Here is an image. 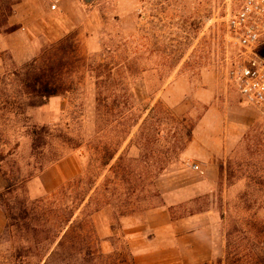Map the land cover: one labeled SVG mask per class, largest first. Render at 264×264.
Instances as JSON below:
<instances>
[{
    "label": "rangeland",
    "instance_id": "1",
    "mask_svg": "<svg viewBox=\"0 0 264 264\" xmlns=\"http://www.w3.org/2000/svg\"><path fill=\"white\" fill-rule=\"evenodd\" d=\"M12 1L0 0L1 25ZM240 1L75 0L59 22L37 5L28 29L10 42L15 48L0 50V193L15 186L6 202L15 217L22 199L57 216L46 222L47 235L5 225L0 264H134L129 239L156 235L146 221L152 209L172 219L202 214L198 225L207 224L212 236L209 264H219L221 250L255 264L264 244V109L246 103L228 81L250 55L226 26ZM255 53L264 59V43ZM40 55L55 60L69 94L32 107L21 79ZM104 92L105 119L96 111ZM141 111V119L157 117L168 131L151 143L146 162L133 124ZM188 124L191 141L154 185L142 184L136 174L154 170L157 149ZM41 126L49 135L43 153L34 154L30 131ZM108 150L115 156L103 165ZM127 169L135 175L131 185L121 176ZM68 208L74 215L61 225Z\"/></svg>",
    "mask_w": 264,
    "mask_h": 264
},
{
    "label": "trees",
    "instance_id": "2",
    "mask_svg": "<svg viewBox=\"0 0 264 264\" xmlns=\"http://www.w3.org/2000/svg\"><path fill=\"white\" fill-rule=\"evenodd\" d=\"M55 65H57L55 60H50L43 55L36 57L26 65L25 74L23 75L21 81L26 89L25 94L27 97L28 106H39L51 96L65 95L68 93V90L63 86V78L61 77L59 70L55 68ZM109 96L110 95L107 92L99 93L96 96V101L100 103H98V105L96 106V111L104 119L109 115V110L106 104L102 103H105L108 100ZM150 111L153 112V109ZM141 117L142 111L136 117L133 124L137 125L138 132L140 133V136L138 138H143V161L146 162L145 159L150 156L149 148L151 147V143L154 140L159 142V139L163 138L164 134H168V131L167 129H164L163 122L161 120H158L157 117H155V120L153 121L150 120L148 115L143 119H141ZM140 119L141 121L139 122ZM183 127V130H180L173 134V142L166 149L160 147L157 149L158 154L155 155L158 161L157 167L152 171L143 169V171L136 174L138 180L140 182H143L142 184L145 183L144 185H154V179L166 168V165L171 157L177 155L180 151L183 150L185 143L191 141L194 125L188 124ZM252 129L253 127H250L246 134H249ZM30 134L32 153H43L42 148L45 146L44 139L45 136L49 135L47 128L44 126L33 127L30 131ZM106 154L108 156L106 155L107 159L103 165L109 164V161H111L115 156L114 150H108ZM120 157L121 156L119 155L117 159H119ZM113 174L114 176L116 175L115 169L113 171ZM121 176L128 185H131V177L135 175L130 169H127ZM15 191L16 189L14 186L0 193V204L7 211L6 217L8 219V223L6 224V230L11 227H17L19 230H22L25 233L30 232L32 236H36L39 233L47 235L51 230L46 226V222L53 220V218L57 216L56 213H54L50 208L38 211L36 209L37 206L35 207L33 204H28L26 200L22 199L17 202L18 213L15 217L14 214L12 215L10 213L6 203L7 201H9V198ZM2 199H4V202ZM120 214L123 215L122 212ZM73 215L74 212H72V208H68L67 211H64V213L59 217V223L61 225H66L71 220ZM16 220L17 222H19V225H17ZM38 224H41L39 228L37 227ZM258 247L260 251L263 252H261V254H253L256 258L255 264H264V244L261 245L260 243ZM227 259L228 262L226 264H241L238 263V259L233 260L234 258H231L230 255L228 257V255H226V253L221 250L218 257V263H225ZM201 264H209V262Z\"/></svg>",
    "mask_w": 264,
    "mask_h": 264
},
{
    "label": "crops",
    "instance_id": "3",
    "mask_svg": "<svg viewBox=\"0 0 264 264\" xmlns=\"http://www.w3.org/2000/svg\"><path fill=\"white\" fill-rule=\"evenodd\" d=\"M38 1H41L42 4H39ZM74 2L75 0H13L9 5L4 22L2 25L0 24V29H4L0 32V42H3L0 43V50L12 51L15 48L10 42L16 38L17 34L28 29L29 26L25 20L36 12L37 5H40L42 13L46 17L54 12L56 14L55 21L59 22L58 19L64 9ZM42 20L46 26V19L42 18ZM10 28L12 29L10 30ZM208 149L210 153L217 154L219 152V146L218 148L209 146ZM203 218L202 214H193L188 217L172 219L164 209L149 210L146 213V221L148 226L156 232V235L154 237L151 235L140 237L137 234L130 236V245L135 250L134 264H201L209 262L214 253L212 236L207 224L198 225V222ZM5 225L6 218L0 208V233Z\"/></svg>",
    "mask_w": 264,
    "mask_h": 264
},
{
    "label": "built area",
    "instance_id": "4",
    "mask_svg": "<svg viewBox=\"0 0 264 264\" xmlns=\"http://www.w3.org/2000/svg\"><path fill=\"white\" fill-rule=\"evenodd\" d=\"M226 26L231 40L250 54L245 63L230 69L228 81L246 103L264 109V59L255 53L264 43V0H241Z\"/></svg>",
    "mask_w": 264,
    "mask_h": 264
},
{
    "label": "water",
    "instance_id": "5",
    "mask_svg": "<svg viewBox=\"0 0 264 264\" xmlns=\"http://www.w3.org/2000/svg\"><path fill=\"white\" fill-rule=\"evenodd\" d=\"M86 3L90 2V0H85Z\"/></svg>",
    "mask_w": 264,
    "mask_h": 264
}]
</instances>
